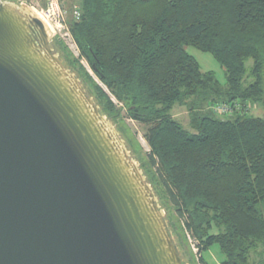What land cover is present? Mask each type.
Returning a JSON list of instances; mask_svg holds the SVG:
<instances>
[{"label": "trees", "instance_id": "trees-1", "mask_svg": "<svg viewBox=\"0 0 264 264\" xmlns=\"http://www.w3.org/2000/svg\"><path fill=\"white\" fill-rule=\"evenodd\" d=\"M69 23L100 82L147 128L149 162L200 263L218 245L220 264H264V116L247 109L264 107V0H79ZM188 47L213 55L226 84ZM87 80L103 113L118 118L110 95ZM222 104L233 113L213 111ZM176 107L187 109L190 130Z\"/></svg>", "mask_w": 264, "mask_h": 264}, {"label": "water", "instance_id": "water-1", "mask_svg": "<svg viewBox=\"0 0 264 264\" xmlns=\"http://www.w3.org/2000/svg\"><path fill=\"white\" fill-rule=\"evenodd\" d=\"M0 0V264H185L118 133L51 48Z\"/></svg>", "mask_w": 264, "mask_h": 264}, {"label": "rangeland", "instance_id": "rangeland-1", "mask_svg": "<svg viewBox=\"0 0 264 264\" xmlns=\"http://www.w3.org/2000/svg\"><path fill=\"white\" fill-rule=\"evenodd\" d=\"M7 1L15 3L19 6H26L37 16L38 12H36V10L45 9L47 5V0ZM60 5L62 10L65 12L66 28L63 26V28L58 30L54 26L51 30L47 23L43 21L51 32L54 53L60 57L66 68L80 80V83L87 95L92 98L96 105L100 108L102 115L106 117L107 123L110 124V126L118 133L119 138L124 142L130 156L138 164L140 171L146 177V182L151 186L152 191L157 198L158 204L164 213V219L184 263L201 264L200 252L198 250L197 243L187 232L183 221L179 218L175 208L165 193L164 187L157 176L156 168L152 167L149 162V154L151 150L145 138L147 128L134 121L128 114L125 104L118 101L114 96H111L109 91L93 72L87 60L81 56L80 51L72 37L69 22H71V19L74 18V12L79 10V0H60ZM187 52L198 61L202 72H213L221 84H226L225 71L213 55L202 52L193 47H188ZM251 64L252 62L249 61V63H247V67H250ZM87 76H90L96 85L101 87L108 95H110L111 100L118 110H120V116L118 118L110 119L103 113V108L98 99V93L93 86L94 84L87 80ZM249 114L254 117H263L264 107H253L250 109ZM173 117L181 123L185 129L190 130L189 113L185 107H176L173 110ZM204 257L209 264H220L223 259L218 245L213 246Z\"/></svg>", "mask_w": 264, "mask_h": 264}, {"label": "built area", "instance_id": "built-area-1", "mask_svg": "<svg viewBox=\"0 0 264 264\" xmlns=\"http://www.w3.org/2000/svg\"><path fill=\"white\" fill-rule=\"evenodd\" d=\"M36 12H38L37 14L40 17V19H42L44 22L48 24L51 30L52 27L54 26L58 30L63 28V26L66 28L65 12L61 8L60 0H47V5L45 9L36 10ZM74 14H75L74 17L78 18L79 10H76ZM212 109L217 114L226 115V116L231 115L234 110L230 105H224V104L214 106ZM247 109L248 111L250 110L249 107H247Z\"/></svg>", "mask_w": 264, "mask_h": 264}, {"label": "flooded vegetation", "instance_id": "flooded-vegetation-1", "mask_svg": "<svg viewBox=\"0 0 264 264\" xmlns=\"http://www.w3.org/2000/svg\"><path fill=\"white\" fill-rule=\"evenodd\" d=\"M51 48L53 49L52 45H51Z\"/></svg>", "mask_w": 264, "mask_h": 264}, {"label": "bare ground", "instance_id": "bare-ground-1", "mask_svg": "<svg viewBox=\"0 0 264 264\" xmlns=\"http://www.w3.org/2000/svg\"><path fill=\"white\" fill-rule=\"evenodd\" d=\"M48 25V24H47Z\"/></svg>", "mask_w": 264, "mask_h": 264}]
</instances>
